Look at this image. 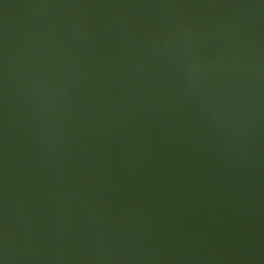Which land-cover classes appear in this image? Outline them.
<instances>
[{
    "label": "water",
    "instance_id": "1",
    "mask_svg": "<svg viewBox=\"0 0 264 264\" xmlns=\"http://www.w3.org/2000/svg\"><path fill=\"white\" fill-rule=\"evenodd\" d=\"M0 264H264V0H0Z\"/></svg>",
    "mask_w": 264,
    "mask_h": 264
}]
</instances>
